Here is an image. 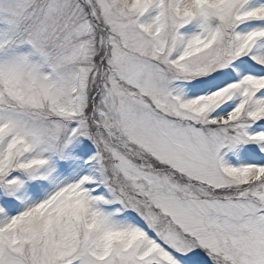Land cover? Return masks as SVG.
Returning a JSON list of instances; mask_svg holds the SVG:
<instances>
[{
    "label": "snow or ice",
    "instance_id": "obj_1",
    "mask_svg": "<svg viewBox=\"0 0 264 264\" xmlns=\"http://www.w3.org/2000/svg\"><path fill=\"white\" fill-rule=\"evenodd\" d=\"M0 264H264V0H0Z\"/></svg>",
    "mask_w": 264,
    "mask_h": 264
}]
</instances>
